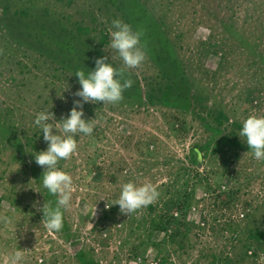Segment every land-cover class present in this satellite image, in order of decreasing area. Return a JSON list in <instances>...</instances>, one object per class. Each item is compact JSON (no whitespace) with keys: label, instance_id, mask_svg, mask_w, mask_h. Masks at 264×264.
<instances>
[{"label":"rangeland","instance_id":"374dc122","mask_svg":"<svg viewBox=\"0 0 264 264\" xmlns=\"http://www.w3.org/2000/svg\"><path fill=\"white\" fill-rule=\"evenodd\" d=\"M2 7L0 120L9 131L0 133V264L17 250L20 264H83L80 250L90 264H264V235L255 236L264 231V160L239 136L245 118L264 115V0H0ZM24 8L35 13L15 23ZM116 18L140 31L155 22L184 86L162 98L168 86L177 90L176 75L163 72L154 58L160 47L152 51L141 36L146 58L126 69L133 84L123 99L83 104L93 131L75 134L77 149L58 162L73 178L72 198L62 229L49 230L38 208L55 197L31 153L47 147L34 120L46 108L57 121L67 116L81 86L56 70L61 61L49 49L60 42L47 31L63 25L84 53L121 68L109 48ZM101 31L109 36L99 46ZM129 180L160 193L130 215L114 204ZM164 202L180 221L167 230L156 227Z\"/></svg>","mask_w":264,"mask_h":264},{"label":"clouds","instance_id":"9594fccd","mask_svg":"<svg viewBox=\"0 0 264 264\" xmlns=\"http://www.w3.org/2000/svg\"><path fill=\"white\" fill-rule=\"evenodd\" d=\"M109 48L116 50L123 66L117 68L113 62H107V56L95 58V67L87 73L77 70L80 88L73 100V107L67 116L56 120L55 113L46 108L40 111L34 120L35 125L42 131L43 140L47 142L44 150L31 152L35 162L43 167L40 177L42 187L55 197V201H46L38 208L43 213L42 221L47 229L59 231L63 227L64 212L70 207L73 190L72 176L57 167L61 159H68L77 149L75 134H91L92 119L84 118L83 104L117 103L123 99L125 89L132 87L133 81L125 77L126 69H134L146 58V50L141 46L142 31L116 18L112 21ZM59 123L62 132H58ZM53 129L56 131L54 132ZM40 135V134H39ZM38 135V136H39ZM239 136L244 139L257 160H264V115L250 114L244 119ZM40 192V191H37ZM42 193V192H40ZM160 193L152 183H137L129 180L121 184L115 205H119L121 213L130 215L135 210L154 202ZM38 202L33 206L37 207ZM24 259L20 250L14 251L8 258V264H20Z\"/></svg>","mask_w":264,"mask_h":264},{"label":"trees","instance_id":"16d2710c","mask_svg":"<svg viewBox=\"0 0 264 264\" xmlns=\"http://www.w3.org/2000/svg\"><path fill=\"white\" fill-rule=\"evenodd\" d=\"M39 8H41V7H39ZM5 9L7 10L8 8L5 7ZM142 10L139 11V14L141 15V16L139 15V17H138L139 18V22L140 21H144L143 19H147L145 16L142 15L143 14ZM14 12L16 14L15 15L16 18L14 17V15L12 17L15 20V21L13 20L15 23L18 22V21H19L18 23L24 22L26 20V18L31 17L35 13V11H31V10L25 9V8L24 9H17ZM144 12H147V11H144ZM5 13H6V11L2 7V9H0V15H3ZM34 16L37 17V15H34ZM41 16H43V14ZM147 17H148V15H147ZM38 18H39V16H38ZM150 20H153V19H150ZM135 22H137V21H135ZM26 24L32 26V22H30V21H27ZM141 24H144V23L140 22L139 25H141ZM50 26L53 27V23H51ZM61 26L62 27H60V29L58 28V33H56V31H55L54 35H53L52 32L47 31L48 32V37L50 38L52 43L54 41H56L57 43L60 42V47L57 48L58 49L57 51H55V49H49V56L53 57L52 60L60 59L61 64H60V66L56 67V70H61V69L62 70L63 69L68 70L73 75V79H78L75 76L74 73L77 70H83V71H85V73H87L91 69H94V67H95V58L96 57L94 56V52H91V51L87 52L86 51V53H84V51H85L84 45L80 41H78V39L77 40L75 39L77 35L74 32H70V31H66L65 32L63 30L65 28L63 27V25H61ZM19 27H22V26H19ZM51 27H49L50 30L52 29ZM79 27H80V29H82V27H84V26L79 24ZM144 27H146V29H142V31H144L142 36H144V39L148 42V44L151 47L152 51L156 50L157 47H160L159 51H157L158 49L156 50L157 52H156V54H154L155 55L154 58H156V60H158L160 62V64L164 65L165 68H163V72L168 74L169 76L171 74L172 75H176V76H173L174 78H176V79L173 80V82L176 81V83L178 84L177 85V90L174 89V91H172L173 90L172 86L171 85L168 86L169 89H167L163 93L162 98H168L170 96V94H173V93L179 94L178 92L181 89V85L184 86V79L179 75L180 73H178V72H180V71L175 65V64L178 63L177 62V58L176 59H174V58L170 59L171 56L168 57L169 56L168 52L171 53L167 49V47L169 46V45H167L168 44V40L165 39L163 33L158 32V26H155V22L152 21L151 23H149L148 25H146ZM56 29H57V27H56ZM90 29L91 28H89V26L85 27L86 31L90 30ZM77 33H80V32H77ZM158 33H160V37L158 36ZM108 36L109 35H108L107 32H105V31H101L100 32V34L98 36L99 46L102 45V43H101L102 40H104V39L107 40L108 39ZM162 36H163V39H165V40H163L161 38ZM150 37H151V40H149ZM162 44H164L166 49L162 48V46H161ZM77 46H78V48H77V51H76V47ZM90 48H91V46H90ZM59 51H60L61 54L63 53V54L69 55V58L67 60H64L61 57H59L60 56L59 55ZM171 54L174 55L173 53H171ZM161 60H164V61L162 62ZM107 62H109V59L107 60ZM179 78H180V81H178ZM171 92H173V93H171ZM192 94H194V93H192ZM149 96L153 97V95H151L150 93H149ZM6 114H7V112H4V115H6ZM0 119H2V118H0ZM8 127H9L8 122L6 124H5V121L3 123H1V120H0V133L2 135H4L3 131L5 129H7V130L9 129ZM4 137H6V136L4 135ZM17 146L19 147L20 150L23 147L21 142H19ZM149 206L151 207L152 204H150ZM164 206L166 207L165 208L166 214L165 213L162 214V216H161L162 218L160 220V223L157 224L156 227H159V228L167 230V229L170 228L171 224H173V223L179 225L180 221L177 222V219H176L178 217H176V215H174L175 216L174 217L171 214V208L173 206L172 207H167V206H169V204L167 205L166 202H164ZM256 231H257V233L255 234V236L257 235L258 237H262L264 235V231H261L259 229H256ZM179 233L180 232H178L176 234V236ZM79 257L82 260L83 264H90L92 262V260L88 261L86 259L85 253H83V251H81V250L79 251Z\"/></svg>","mask_w":264,"mask_h":264},{"label":"built area","instance_id":"2783aa9c","mask_svg":"<svg viewBox=\"0 0 264 264\" xmlns=\"http://www.w3.org/2000/svg\"><path fill=\"white\" fill-rule=\"evenodd\" d=\"M243 215V214H242Z\"/></svg>","mask_w":264,"mask_h":264}]
</instances>
